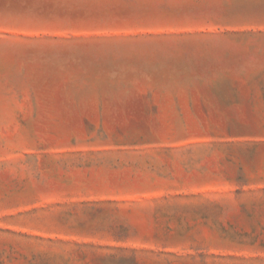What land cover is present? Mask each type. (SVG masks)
<instances>
[{
  "label": "rangeland",
  "instance_id": "374dc122",
  "mask_svg": "<svg viewBox=\"0 0 264 264\" xmlns=\"http://www.w3.org/2000/svg\"><path fill=\"white\" fill-rule=\"evenodd\" d=\"M0 264H264V0H0Z\"/></svg>",
  "mask_w": 264,
  "mask_h": 264
}]
</instances>
